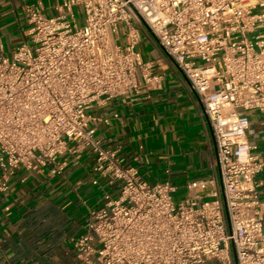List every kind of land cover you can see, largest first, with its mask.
<instances>
[{
  "label": "built area",
  "instance_id": "1",
  "mask_svg": "<svg viewBox=\"0 0 264 264\" xmlns=\"http://www.w3.org/2000/svg\"><path fill=\"white\" fill-rule=\"evenodd\" d=\"M24 7L27 37L0 42V192L18 170L63 173L90 150L108 177L72 239L74 264H264V158L247 140L264 126V0H61ZM148 32L186 78L208 121L218 177L149 181L95 135L88 110L159 87L139 49ZM117 116V114H114ZM104 122H107L104 119Z\"/></svg>",
  "mask_w": 264,
  "mask_h": 264
},
{
  "label": "crops",
  "instance_id": "2",
  "mask_svg": "<svg viewBox=\"0 0 264 264\" xmlns=\"http://www.w3.org/2000/svg\"><path fill=\"white\" fill-rule=\"evenodd\" d=\"M59 1L0 0V42L12 50L26 39V5L41 3L50 14ZM139 49L144 59L154 62L159 87L142 85L133 96L94 106L88 110L91 125L104 147L117 149L124 165L136 167L149 181L167 179L186 195L189 181L218 177L210 127L188 81L146 31ZM261 119L258 113L250 117L247 140L264 158ZM69 156L71 162L63 173L18 169L8 189L0 192V264L75 263L72 239L84 231L86 217L100 206L102 194L116 195L117 187L100 175L92 183L90 150ZM258 177L264 200V170Z\"/></svg>",
  "mask_w": 264,
  "mask_h": 264
},
{
  "label": "rangeland",
  "instance_id": "3",
  "mask_svg": "<svg viewBox=\"0 0 264 264\" xmlns=\"http://www.w3.org/2000/svg\"><path fill=\"white\" fill-rule=\"evenodd\" d=\"M5 48L7 47L6 46V43L4 42L3 43ZM7 49V48H6ZM145 52H143L144 54ZM146 55V54H145ZM147 57V56H146ZM249 118L252 116V115H256L257 112L256 111H248L247 112ZM185 195V190L181 187H178L177 191L175 193L172 194V197L174 198V201H177L179 198L183 197ZM86 203H89V199H86L85 200Z\"/></svg>",
  "mask_w": 264,
  "mask_h": 264
}]
</instances>
